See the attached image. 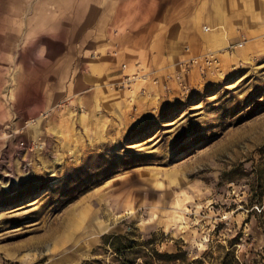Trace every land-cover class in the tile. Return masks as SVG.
<instances>
[{
	"label": "rangeland",
	"instance_id": "374dc122",
	"mask_svg": "<svg viewBox=\"0 0 264 264\" xmlns=\"http://www.w3.org/2000/svg\"><path fill=\"white\" fill-rule=\"evenodd\" d=\"M236 3L0 0V264H259L264 54L120 84Z\"/></svg>",
	"mask_w": 264,
	"mask_h": 264
},
{
	"label": "crops",
	"instance_id": "0c3cea01",
	"mask_svg": "<svg viewBox=\"0 0 264 264\" xmlns=\"http://www.w3.org/2000/svg\"><path fill=\"white\" fill-rule=\"evenodd\" d=\"M221 12L219 22L222 29H217L212 33H201L197 27L192 31L188 52L184 53L185 59L205 53L217 51L228 45L234 46L231 54L223 55L221 61L224 67H228L234 61L242 60L248 56H258L264 54V0H241L231 7ZM211 25H216L215 20L210 21ZM207 27V26H206ZM159 62H150L148 72L151 77L158 79L157 84L145 81L136 86L135 91L147 93L150 98L165 99V95L171 96L174 93L173 84L170 83L169 92L162 89V82L168 73ZM169 72V71H168Z\"/></svg>",
	"mask_w": 264,
	"mask_h": 264
},
{
	"label": "built area",
	"instance_id": "2783aa9c",
	"mask_svg": "<svg viewBox=\"0 0 264 264\" xmlns=\"http://www.w3.org/2000/svg\"><path fill=\"white\" fill-rule=\"evenodd\" d=\"M207 30V27H203ZM234 46L229 45L228 47L223 49V52H227L232 50ZM188 49V48H187ZM223 52H214L208 51L205 53L197 54L191 56L187 59H184L178 63V67L175 72L171 74H167L164 77V83L162 82V87L164 89L167 88L165 83L168 79H173L179 86L183 89L187 90V84L185 82V74L189 73L192 69L196 71V73L201 76L206 74L209 70H217L218 65L220 64V57L219 55ZM124 67V65H123ZM136 80L139 81H150L153 84L158 83V79L155 77H151L149 72H143L141 69L136 70L131 74H124L122 75V79L120 84L122 87H130V84Z\"/></svg>",
	"mask_w": 264,
	"mask_h": 264
},
{
	"label": "trees",
	"instance_id": "16d2710c",
	"mask_svg": "<svg viewBox=\"0 0 264 264\" xmlns=\"http://www.w3.org/2000/svg\"><path fill=\"white\" fill-rule=\"evenodd\" d=\"M264 175V170H262L261 168H258L257 171H256V176L257 177H262ZM264 185L261 183L260 185V189L258 191H255L254 194H255V203H256V206L258 207V205H261V198H262V195L264 193ZM261 212V216H262V211ZM259 227L260 229L262 230L263 234H264V217L260 218L259 219ZM122 238V236H119V235H116L114 236V239L116 242L120 241V239ZM115 251H120V250H124L125 247H123V245H117V247L114 248ZM157 256H167V257H175L176 254H162V253H158L156 252L155 253ZM258 263L259 264H264V248L262 249V251L259 253V260H258ZM219 264H239V261L231 254L227 253L225 257H223Z\"/></svg>",
	"mask_w": 264,
	"mask_h": 264
}]
</instances>
